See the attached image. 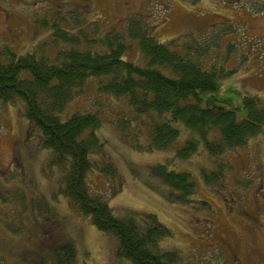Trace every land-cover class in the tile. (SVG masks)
Returning a JSON list of instances; mask_svg holds the SVG:
<instances>
[{
    "label": "rangeland",
    "instance_id": "obj_1",
    "mask_svg": "<svg viewBox=\"0 0 264 264\" xmlns=\"http://www.w3.org/2000/svg\"><path fill=\"white\" fill-rule=\"evenodd\" d=\"M138 16L159 41L181 47L199 39L208 47L202 62L219 70L221 88L204 95L202 106L235 108L242 119L245 97L264 103V0H0V49L22 54L44 45L49 53L53 27L42 22L71 33L80 27L83 39L94 29L125 28ZM85 86L64 116L89 110L100 118L87 173L92 193L118 217L134 210L145 223L154 214L172 232L159 245L175 253L177 264H264V124L245 146L218 155L200 147L180 158L185 132L148 150L149 133L127 97L100 93L92 80ZM23 109L20 98L0 102V263L54 264V250L69 242L75 249L70 264H132L117 253L114 235L69 203L61 190L64 172L47 162L50 151L40 146ZM158 163L195 176L196 190L186 201L175 200L178 191L151 173ZM210 170L221 171L217 181L204 180Z\"/></svg>",
    "mask_w": 264,
    "mask_h": 264
},
{
    "label": "trees",
    "instance_id": "obj_2",
    "mask_svg": "<svg viewBox=\"0 0 264 264\" xmlns=\"http://www.w3.org/2000/svg\"><path fill=\"white\" fill-rule=\"evenodd\" d=\"M42 24L53 27L48 36L49 53L44 45L22 54L0 49V102L16 98L24 102V116L39 131L40 146L50 151L47 162L64 172L63 194L99 231L117 238L120 256L132 264H177L175 253L159 245L172 232L154 214H148L145 223L134 210L118 217L107 201L90 191L89 155L99 146L96 129L101 121L89 110L64 116L65 107L92 80L100 93L127 97L149 133L148 150L165 148L185 132L176 154L186 158L199 154L200 147L201 152L218 155L245 146L264 124V103L245 97L247 112L242 119L236 118L235 108L202 106L204 95L221 88L219 70L202 62L208 47H202L199 39L183 42L181 47L172 40L159 41L139 16L128 19L125 28L104 33L94 29L92 37L83 39L80 27L71 33L56 23ZM81 43L86 46L79 48ZM151 173L178 191L177 201H186L196 190L197 180L188 170L158 163ZM220 174L212 170L202 173L205 181H217ZM198 202L208 205L204 200ZM53 254L54 264H70L75 249L69 242H61Z\"/></svg>",
    "mask_w": 264,
    "mask_h": 264
}]
</instances>
